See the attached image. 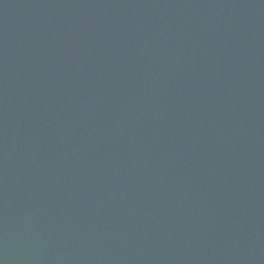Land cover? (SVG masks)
Returning <instances> with one entry per match:
<instances>
[{"label":"water","instance_id":"1","mask_svg":"<svg viewBox=\"0 0 264 264\" xmlns=\"http://www.w3.org/2000/svg\"><path fill=\"white\" fill-rule=\"evenodd\" d=\"M0 264H264V0H0Z\"/></svg>","mask_w":264,"mask_h":264}]
</instances>
